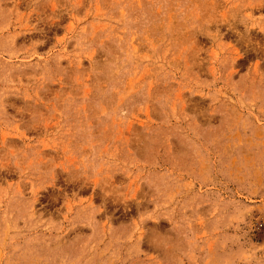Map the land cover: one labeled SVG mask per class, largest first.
Segmentation results:
<instances>
[{"label": "rangeland", "instance_id": "1", "mask_svg": "<svg viewBox=\"0 0 264 264\" xmlns=\"http://www.w3.org/2000/svg\"><path fill=\"white\" fill-rule=\"evenodd\" d=\"M0 264H264V0H0Z\"/></svg>", "mask_w": 264, "mask_h": 264}]
</instances>
